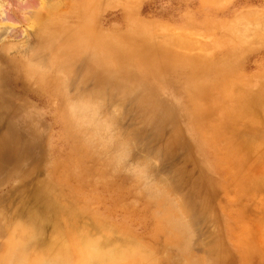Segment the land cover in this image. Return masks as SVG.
Segmentation results:
<instances>
[{"label": "rangeland", "instance_id": "1", "mask_svg": "<svg viewBox=\"0 0 264 264\" xmlns=\"http://www.w3.org/2000/svg\"><path fill=\"white\" fill-rule=\"evenodd\" d=\"M263 94L264 0H0V264H264Z\"/></svg>", "mask_w": 264, "mask_h": 264}, {"label": "bare ground", "instance_id": "2", "mask_svg": "<svg viewBox=\"0 0 264 264\" xmlns=\"http://www.w3.org/2000/svg\"><path fill=\"white\" fill-rule=\"evenodd\" d=\"M34 1H35V0H34ZM24 2H25V1H24ZM18 3H19V2H18ZM25 4H26V3H25ZM17 5H18V4H17ZM19 6H20V5H19ZM19 6H18V7H19ZM28 6H29V5H28ZM17 9H18V8H17ZM20 10H21V9H20ZM29 10H30V9H29ZM21 11H22V10H21ZM42 12H43V11H42ZM9 14H10V12H9ZM11 14H12V13H11ZM18 15H19V14H18ZM9 17H10V16H9ZM14 17H15V16H14ZM72 33H73V41H72V44L70 43V45H72V47H74V49H75L74 52H75V51H77V47H78V46H76V44H77V43H80V45H81V44L84 42L83 35L87 33V29L82 28V29H80L79 32H76V31L73 32V31H72ZM97 43H98V42H97ZM95 59H96V58H92L91 60L96 61ZM96 62H97V61H96ZM148 65H149V64H148ZM198 66H199V65H198ZM137 67H138V71L140 72V74H141L145 79L149 77V79L151 80L150 82H151L152 84H155V86H156L157 84L161 83V80H160V77H159V73H158V71L156 72V71H154V69H153L152 71H150L151 73H150V72L147 73V71H148L147 67H148V66H147V64H144L143 60H141V59L139 60V62L137 63ZM149 67H150V65H149ZM202 69H203V67L201 68V66H199L198 69H196V71H195L194 73L192 72V74L189 75V81H188V86L191 88V89L189 88V91L191 92V94H193V95H195V96H201V97L204 95V93H205L207 90H205V91L195 90V88H198V87H197V84H198V83H197L196 81L199 80V78L195 77V74L198 73V70L201 71ZM200 71H199V73H200ZM256 99H257L258 101L260 100V101L264 102V94L261 95V96H259V97L257 96ZM251 106H253V105H251ZM256 106H257V105H256ZM253 107H254V106H253ZM253 107H252V108H253ZM257 107H258V106H257ZM252 111H253V110H252ZM252 111H251V112H252ZM251 112H250V113H251ZM254 112H255V111H253L252 113H254ZM252 113H251V114H252ZM225 121H227V120H225ZM201 130H202V128H201V127H198V128L196 129V132L199 133V132H201ZM252 137H253V136H252ZM252 137H250V138H252ZM247 139L249 140V137H248ZM254 139H255V138H253V141H254ZM250 140H251V139H250ZM248 143H249V142H248ZM251 144H252V142H251ZM251 144H250V145H251ZM247 145L249 146V144H247ZM252 146H253V145L250 146V149L252 148ZM246 148H247V147H246ZM253 148H254V147H253ZM253 148H252V149H253ZM168 183H169V182H168ZM168 183H167V184H168ZM167 184H166V185H167ZM156 186H157V185H156ZM152 189H153V188H152ZM159 189H160V188H159ZM152 191H153V190H152ZM151 193H152V192H151ZM151 193H150V194H151ZM155 194H156V193H155ZM157 195H158V194H157ZM157 195H155V196H157ZM152 196H153V193H152ZM183 196H184V195H183ZM153 197H154V196H153ZM155 199H157V197H156ZM183 204H184V203H183ZM174 217H175V216H174ZM174 217H173V218H174ZM203 220H204V219H203ZM186 225H187V223H186ZM187 226H188V225H187ZM181 227H184V225L181 226ZM187 228H188V227H187ZM189 228H190V227H189ZM182 229H183V228H182ZM189 230H191V229H189ZM184 232H186V230H185ZM188 233H189V232H187L186 237L188 236ZM214 234H215V233H214ZM214 234H213V235H214ZM27 235H28V233H27ZM25 236H26V235H25ZM187 238H188V237H187ZM212 238H214V237H212ZM81 239H82V238H81ZM81 243L83 244V242H81ZM84 243H86V242H84ZM93 244H95V243H93ZM93 244H92V245H93ZM214 244H215V243H214ZM85 245H86V244H85ZM89 245H90V244H89ZM89 245H88V246H89ZM83 246H84V245H83ZM88 246H84V247H88ZM213 246H214V245H213ZM93 247H95V245H93ZM93 247H92V248H93ZM89 248H90V247H88V250H89ZM97 248H98V247H97ZM84 249H85V248H84ZM84 249H83V250H84ZM94 249L97 250L96 248H93V250H94ZM99 249H100V248H98V250H99ZM185 249H186V248H185ZM98 250H97V251H98ZM100 251H101V250H100ZM100 251H99V253H100ZM91 252H92V250L90 251V254L88 253V254L90 255L89 258H91V256L94 255V254L91 255ZM102 253L104 254V252H101V254H102ZM123 253L125 254V252H122L121 254H123ZM97 254H98V253H97ZM111 254H112V253H111ZM124 254H123V255H124ZM126 254H128V252H127ZM83 255H84V257H85V254H83ZM99 255H100V254H99ZM104 255H105V254H104ZM112 255H113V254H112ZM212 255H214V254H212ZM61 256H62V257H65V253L62 252V255H61ZM101 256H102V255H100L99 258H101ZM129 256H130V255H129ZM131 256L133 257V255H131ZM72 257H73V256H72ZM87 257H88V256H87ZM93 257H94V256H93ZM93 257H92V259H93ZM106 257H107V256H104V258H106ZM214 257H215V255H214ZM216 257H217V256H216ZM226 257H227V256H226ZM217 258H218V257H217ZM86 259H87V258H86ZM95 259H96V257H95ZM215 259H216V258H215ZM215 259L213 258V261H215ZM216 261H217V260H216ZM218 261H219V260H218ZM218 261H217V262H218ZM71 263H72V262H71ZM207 263H208V262H207ZM217 264H218V263H217Z\"/></svg>", "mask_w": 264, "mask_h": 264}]
</instances>
